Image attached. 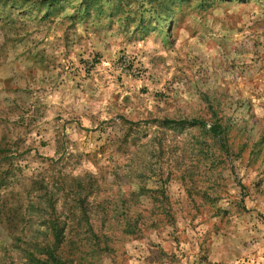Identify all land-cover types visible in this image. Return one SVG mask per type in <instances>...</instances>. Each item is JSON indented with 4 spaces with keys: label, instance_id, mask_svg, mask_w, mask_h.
I'll return each mask as SVG.
<instances>
[{
    "label": "rangeland",
    "instance_id": "rangeland-1",
    "mask_svg": "<svg viewBox=\"0 0 264 264\" xmlns=\"http://www.w3.org/2000/svg\"><path fill=\"white\" fill-rule=\"evenodd\" d=\"M45 1L0 0V264L37 181L100 236L66 264H264V0Z\"/></svg>",
    "mask_w": 264,
    "mask_h": 264
},
{
    "label": "trees",
    "instance_id": "trees-1",
    "mask_svg": "<svg viewBox=\"0 0 264 264\" xmlns=\"http://www.w3.org/2000/svg\"><path fill=\"white\" fill-rule=\"evenodd\" d=\"M45 2H47L46 3L47 10L45 8L46 11L42 15V18L47 16L50 10H52L51 7L53 6L54 0H46ZM81 5L82 6L80 7L79 10L83 8L87 9L89 6V0H83ZM182 123L184 122H181V124ZM190 124L201 125L202 123L195 121ZM208 131L213 137L216 138L218 142L222 141V143L224 142L225 144V135L219 124H212L209 127ZM33 184H34L33 185L34 188H38L36 189V191L44 189L45 194H46L44 197H38V205L37 204L33 205V203H30L31 208L40 206V207H43L46 212L45 213L46 217L44 221L45 230L43 233H41L42 237L41 238L38 237L39 231H33L32 241H31L32 251L37 252L38 255H42V253H45L46 255H43L44 259H36L34 257L35 258L34 260L31 257V260L34 261L33 263H36V264H66L67 257L64 252L66 251L65 247L67 246H68V249H71L72 247L76 248V253H78L77 254L78 262L81 259V257L84 255L82 249L86 248V245L89 246L93 250V252H95L99 246V243L91 245V239H96L97 237H100V236H96L92 234L90 235V234H87L86 232V233H83V236L76 235L75 237H70V238H73L74 240L67 237L65 233L66 228H67V222L61 221L60 218L55 215L54 208H55L57 199L54 197V194H50L47 191L49 181H46V183L42 181H37V182H34ZM30 207H27V208H30ZM76 216H77L76 218L77 225H79V223L81 222L83 223L85 222V225L88 226V223H90L88 216L85 212L80 211L79 215H76ZM79 216H86L87 219L84 217L81 220L78 218ZM126 217H124L126 220V226H127L126 228L129 229V227L132 224L135 225L134 224L135 222H133L134 220L128 222ZM37 238H40V241H37ZM103 244L106 245V242H104ZM59 249H61L62 253L59 252ZM99 251L105 252V250H102V249H100Z\"/></svg>",
    "mask_w": 264,
    "mask_h": 264
}]
</instances>
